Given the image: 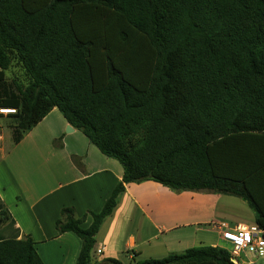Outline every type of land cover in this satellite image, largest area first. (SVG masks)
<instances>
[{
	"label": "trees",
	"instance_id": "16d2710c",
	"mask_svg": "<svg viewBox=\"0 0 264 264\" xmlns=\"http://www.w3.org/2000/svg\"><path fill=\"white\" fill-rule=\"evenodd\" d=\"M13 63L25 83L8 80ZM0 108L15 110L13 145L57 109L122 166L89 227L60 212L75 264H98L96 234L131 183L238 197L264 230V0H0ZM232 258L201 246L133 264ZM0 264L43 263L26 236L0 240Z\"/></svg>",
	"mask_w": 264,
	"mask_h": 264
},
{
	"label": "crops",
	"instance_id": "0c3cea01",
	"mask_svg": "<svg viewBox=\"0 0 264 264\" xmlns=\"http://www.w3.org/2000/svg\"><path fill=\"white\" fill-rule=\"evenodd\" d=\"M67 126L62 114L53 109L18 144L0 147V209L7 219L0 225V240L30 236L43 264L76 263L81 241L73 233L57 232L61 210L73 208L76 218H84L81 227H89V212L101 211L123 173L117 160L101 154L73 127L66 132ZM128 215L135 216L129 230L124 221L117 220ZM254 219V211L235 196L176 194L153 181L127 184L96 234L95 247L103 250L95 262L114 258L105 257V252H125L132 260L153 240L165 252L188 248L198 232L215 233L222 242L217 225H254ZM202 226L212 228L202 230Z\"/></svg>",
	"mask_w": 264,
	"mask_h": 264
},
{
	"label": "rangeland",
	"instance_id": "374dc122",
	"mask_svg": "<svg viewBox=\"0 0 264 264\" xmlns=\"http://www.w3.org/2000/svg\"><path fill=\"white\" fill-rule=\"evenodd\" d=\"M6 76H7L8 80L16 79L18 81L25 83L23 72H22L21 68L16 63L12 64L10 69L6 72ZM10 125H11V120L9 119L8 115H1L0 114V136L2 137L0 139V147H1L2 143L6 144V145L12 143ZM134 219H135V216H131V215H128L127 217L117 216V220H120L121 222H123V221L125 222V227H127L128 230H129V228L131 229V227H132L131 223L134 222ZM129 224L131 225V227ZM127 228H125L123 230L124 233L126 232ZM211 228H212L211 226H202V230L207 229L210 231ZM183 232H186L187 235H190V231H183ZM100 234L103 236L104 230L101 231ZM196 236L197 237L194 240L195 241L194 244H192L188 248H180V247L179 248H173V250H171L170 252L169 251L165 252V248L163 246L156 245V243H154L153 242L154 240H153L151 242V246L145 247V249H144L145 251H143L144 252L143 254L135 255L132 260L127 259L125 252H121V253L116 254V255H110L107 252H105L104 256L117 258L119 260H122L124 262V264H133L136 261L147 260L150 258L159 259V258H163V257H165L171 253H181V252L185 251L186 249H190V248L209 246L211 244H216L220 247L223 246V242H220L218 240V237L215 233H210V232L199 233L198 232V234ZM189 240H190V237H189ZM159 241H161V240L159 239ZM238 261H239L238 262L239 264H247L248 261H252V264H264V257L252 258L249 253L242 252L238 258Z\"/></svg>",
	"mask_w": 264,
	"mask_h": 264
},
{
	"label": "built area",
	"instance_id": "2783aa9c",
	"mask_svg": "<svg viewBox=\"0 0 264 264\" xmlns=\"http://www.w3.org/2000/svg\"><path fill=\"white\" fill-rule=\"evenodd\" d=\"M13 109H0L1 115L13 114ZM216 228L220 232V239L223 242L222 248L227 249L232 255L235 263L242 252L249 253L252 258L264 257V230L254 225H237L229 228L225 224L217 225ZM103 247L96 249L95 256L102 254ZM247 264H252L248 261Z\"/></svg>",
	"mask_w": 264,
	"mask_h": 264
},
{
	"label": "water",
	"instance_id": "95a60500",
	"mask_svg": "<svg viewBox=\"0 0 264 264\" xmlns=\"http://www.w3.org/2000/svg\"><path fill=\"white\" fill-rule=\"evenodd\" d=\"M71 131H72L71 126H67V127H66V132H71ZM232 261L235 262L233 259H232Z\"/></svg>",
	"mask_w": 264,
	"mask_h": 264
}]
</instances>
